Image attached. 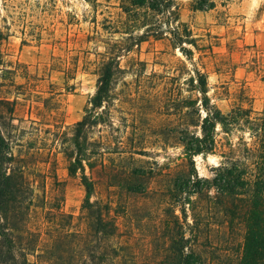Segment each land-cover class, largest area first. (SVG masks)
I'll return each mask as SVG.
<instances>
[{
  "label": "rangeland",
  "instance_id": "1",
  "mask_svg": "<svg viewBox=\"0 0 264 264\" xmlns=\"http://www.w3.org/2000/svg\"><path fill=\"white\" fill-rule=\"evenodd\" d=\"M169 10L131 0H0V128L13 154L7 167L21 168L33 185L31 224L87 238L90 261L87 252L76 258L72 245L73 264H170L176 233L202 264L241 259V217L256 176L264 175V0H172ZM108 61L120 69L111 99L83 135L93 166L85 173L95 184L90 201L115 226L103 238L89 228L80 173L67 168L75 124ZM195 69L229 121L216 126L214 150L193 158L196 172L210 181L244 172L239 196L171 190L188 171L178 134L198 131ZM133 169L143 175L127 176ZM132 183L146 192H129Z\"/></svg>",
  "mask_w": 264,
  "mask_h": 264
},
{
  "label": "trees",
  "instance_id": "2",
  "mask_svg": "<svg viewBox=\"0 0 264 264\" xmlns=\"http://www.w3.org/2000/svg\"><path fill=\"white\" fill-rule=\"evenodd\" d=\"M134 6H147L150 11L159 14L170 13L169 7L172 0H131ZM185 52V51H183ZM120 72L118 65L114 61H108L103 64L99 71L96 90L88 102L84 116L75 124V132L72 143L75 149V157L69 161L68 173L76 176L80 173L79 179L84 187L86 196L82 208L90 218L91 232L102 235L107 238L113 235L115 226L105 216L104 208L98 202H91L90 198L94 194V181L85 173V165L92 170V163L89 162V155L86 152L87 139L83 137L84 133L95 125L99 124L100 114L103 103H108L111 99L112 80ZM195 82L194 90L198 95V120L193 126L198 128L197 132L181 131L178 134V141L183 148V154L188 161V171L183 178L177 179L172 183V189L177 193H192L198 196L203 192L215 188L220 196L235 195L239 196L238 190L245 189L247 183L242 180L244 172H239L236 176L229 178L231 174L226 171L220 172L217 178L210 181L200 178L196 172L193 158L195 156H204L211 153L215 147V129L220 125L226 129L229 121L221 111L211 104L207 95V79L204 73L195 69L193 71ZM0 104H3L0 101ZM202 110L204 116L200 117ZM230 117V115H229ZM1 118V112H0ZM13 161V154L9 150L0 128V264H29L28 255L36 258L35 264H73L69 259L68 248L74 245L75 257L82 258L87 252V259L90 261L92 252L87 249V238L74 233H63L58 229L51 228L49 234L42 232L40 225L31 224L34 211L33 199L34 189L31 182L25 177L21 168L11 170L7 167ZM132 178H140L143 172L133 169L126 173ZM254 189L248 201V209L242 214L245 223V235L242 249V256L238 264H264V175L258 174ZM127 190L131 193L144 194L146 190L139 185L132 183ZM171 192V191H170ZM171 198V199H170ZM174 197H169V200ZM183 212V211H182ZM60 216H63L61 213ZM175 218L172 225L179 229L178 218ZM58 226V225H57ZM181 228V227H180ZM45 229V228H44ZM110 230V231H109ZM112 230V231H111ZM42 234L47 237L43 238ZM69 238L71 240H69ZM170 240V253L172 262L170 264H202L200 257L193 251H187L184 234H177ZM89 244V243H88ZM73 247V248H74ZM99 262H103L100 257Z\"/></svg>",
  "mask_w": 264,
  "mask_h": 264
}]
</instances>
